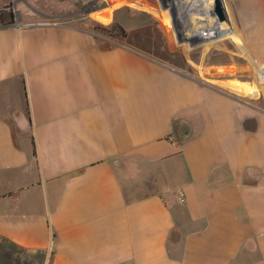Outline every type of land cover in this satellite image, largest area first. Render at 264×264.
Wrapping results in <instances>:
<instances>
[{
	"label": "crops",
	"instance_id": "obj_1",
	"mask_svg": "<svg viewBox=\"0 0 264 264\" xmlns=\"http://www.w3.org/2000/svg\"><path fill=\"white\" fill-rule=\"evenodd\" d=\"M182 1L187 39L232 29L252 81L0 0L1 264H264V0Z\"/></svg>",
	"mask_w": 264,
	"mask_h": 264
},
{
	"label": "rangeland",
	"instance_id": "obj_2",
	"mask_svg": "<svg viewBox=\"0 0 264 264\" xmlns=\"http://www.w3.org/2000/svg\"><path fill=\"white\" fill-rule=\"evenodd\" d=\"M178 1L9 0L6 9L1 11V19L7 16L9 22H14L20 10L31 12L30 6L41 13L40 18L44 22H64L88 30L104 47L115 43L132 45L159 55L167 63L192 75L197 73L210 81L215 80L216 73L221 72L230 73L239 81H252L245 49L233 30L227 35H222L217 30L203 39H187L190 34H187L184 27L187 20L182 13L177 12L186 3ZM114 25L124 27L129 39L122 40ZM2 257L0 249V264L3 262ZM5 264L17 263L7 255ZM22 264L35 263L27 260ZM36 264L40 262L37 261Z\"/></svg>",
	"mask_w": 264,
	"mask_h": 264
},
{
	"label": "trees",
	"instance_id": "obj_3",
	"mask_svg": "<svg viewBox=\"0 0 264 264\" xmlns=\"http://www.w3.org/2000/svg\"><path fill=\"white\" fill-rule=\"evenodd\" d=\"M2 22H3V24H5V23H4L5 21H2ZM11 23H13V21L8 22V24H11ZM114 28L116 29V31L118 32V34H119V36H120V38H121L122 40H128V39H129V34H128L127 31L124 29V27H122L121 25H114ZM106 47H109V46H106ZM148 54H150V55L153 56V57H156V58L159 59V60H162V61L166 62V59L160 57L159 55L152 54V53H150V52H148ZM170 62H171V60H170ZM166 63H167V62H166ZM168 64H169V63H168ZM170 65H171V64H170ZM172 66H174V65H172ZM175 67H176V66H175ZM33 145H34V144H33ZM33 154H34V155L36 154V150H35V148H33Z\"/></svg>",
	"mask_w": 264,
	"mask_h": 264
},
{
	"label": "built area",
	"instance_id": "obj_4",
	"mask_svg": "<svg viewBox=\"0 0 264 264\" xmlns=\"http://www.w3.org/2000/svg\"><path fill=\"white\" fill-rule=\"evenodd\" d=\"M55 23L56 22H54V23H49V22H30V23L25 24L24 26L43 25V24H55ZM17 27L20 28L22 26L18 25Z\"/></svg>",
	"mask_w": 264,
	"mask_h": 264
},
{
	"label": "water",
	"instance_id": "obj_5",
	"mask_svg": "<svg viewBox=\"0 0 264 264\" xmlns=\"http://www.w3.org/2000/svg\"><path fill=\"white\" fill-rule=\"evenodd\" d=\"M72 1H74V0H72ZM231 91H233V92H235V93H238V94H240V95H244V93H242V92H240V91H237V90H232V89H231Z\"/></svg>",
	"mask_w": 264,
	"mask_h": 264
}]
</instances>
